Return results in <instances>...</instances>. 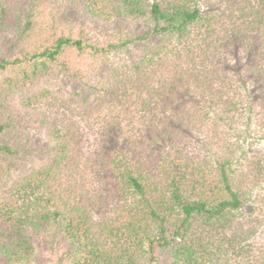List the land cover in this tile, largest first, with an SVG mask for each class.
I'll return each instance as SVG.
<instances>
[{"label": "trees", "instance_id": "16d2710c", "mask_svg": "<svg viewBox=\"0 0 264 264\" xmlns=\"http://www.w3.org/2000/svg\"><path fill=\"white\" fill-rule=\"evenodd\" d=\"M252 123L264 0H0V264H264Z\"/></svg>", "mask_w": 264, "mask_h": 264}, {"label": "rangeland", "instance_id": "374dc122", "mask_svg": "<svg viewBox=\"0 0 264 264\" xmlns=\"http://www.w3.org/2000/svg\"><path fill=\"white\" fill-rule=\"evenodd\" d=\"M106 34L104 33H97V37L99 38H102L104 39ZM240 84L237 80H227V85L228 86H233L234 89H236L237 87V90H240V94H246V91L244 89H241L240 87ZM246 88V87H244ZM250 89V87H249ZM175 102H178L177 100H175ZM176 104L174 103V106ZM184 106H186L185 108H187L188 112L190 114H194L195 112V108L194 106L191 104V103H186ZM244 112V110L242 111ZM238 113V112H237ZM237 113L235 112L234 115L237 117ZM240 125V124H239ZM238 125V127H239ZM244 126V125H243ZM221 127H224L223 129H226L227 124H222ZM211 128V124H210V121L207 123V126H205L204 128H201L200 129V133L202 132V134H200V139H202L203 141H205L207 139L208 141V138L210 137L211 133L210 131H208V129ZM199 132V131H198ZM231 132H235V131H231ZM236 134H240V138H243V139H240L241 140V143L240 145L242 144V147L246 150L248 149L249 152H252V149L255 148L257 150H261V153L264 152V131H260L259 129L256 128V126L252 123L251 127L249 126L248 129H244L242 128L240 131H237L235 132ZM205 136H207L208 138H206ZM96 136L95 135H91L89 134L88 135V141L87 143H90V140L93 142L94 138ZM86 144V143H85ZM252 148H251V147ZM83 150H86V148H84ZM263 150V151H262ZM260 193H263L264 194V183L261 185L260 187ZM264 199V197L262 198ZM255 204H257V206H260V204L258 202H254ZM247 211L249 213H251V209L247 208L245 210V212L247 213ZM251 243L256 245V246H259V245H264V227H262L258 234L256 235V237H254L252 240H251Z\"/></svg>", "mask_w": 264, "mask_h": 264}]
</instances>
